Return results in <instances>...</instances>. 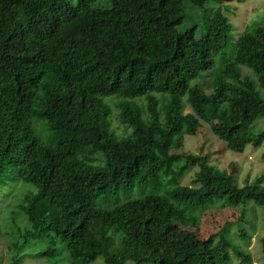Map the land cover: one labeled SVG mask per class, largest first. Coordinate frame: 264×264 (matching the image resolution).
Instances as JSON below:
<instances>
[{"label": "trees", "instance_id": "obj_1", "mask_svg": "<svg viewBox=\"0 0 264 264\" xmlns=\"http://www.w3.org/2000/svg\"><path fill=\"white\" fill-rule=\"evenodd\" d=\"M171 1L0 0V183L9 176L32 187L18 208L38 262L255 264L230 227L251 241L247 216L264 209V174L241 183L236 167L178 154L174 139L208 128L238 154L263 145L264 131L252 128L264 117V24L233 33L211 3L182 0L171 17ZM188 11L205 13L202 24L180 31L171 50L150 45ZM113 109L131 134H117ZM180 159L199 168L191 184L153 191ZM232 211L237 218L223 227ZM212 214L218 225L198 237ZM164 231L189 234L195 245L164 248L154 240ZM260 241L264 251V234Z\"/></svg>", "mask_w": 264, "mask_h": 264}, {"label": "rangeland", "instance_id": "obj_2", "mask_svg": "<svg viewBox=\"0 0 264 264\" xmlns=\"http://www.w3.org/2000/svg\"><path fill=\"white\" fill-rule=\"evenodd\" d=\"M74 2L76 0H73ZM182 0H172L170 3V16L177 17L179 15L178 5H180ZM201 4L211 3V7H215L222 13L226 19L231 23L234 32H242L247 28H253L257 25L264 24V0H247L245 3H226L219 4L220 0H199ZM186 20L182 26L174 30L163 31L150 38V45L153 48L167 49L171 50L175 39L180 31L189 27L194 22H198L200 25L203 22V16L205 13L199 11L191 12L188 11L186 14ZM209 18L211 14L207 15ZM116 40H122L127 42L128 36L122 32L116 33ZM213 46L219 49L221 41L215 34V27L211 28V38ZM243 71L246 73L253 72L243 67ZM199 83L200 80L194 83ZM208 89V87H206ZM260 93L264 99V91L260 90ZM109 101V99H108ZM139 103H144V99H136ZM142 106V105H140ZM111 121L113 123V128L117 131L119 136H127L131 134V129L127 125H123L119 121L118 111L113 109ZM42 130L41 128H39ZM253 133L255 135L260 134L264 131V117L258 119L253 125ZM205 131V130H204ZM45 133H43L44 135ZM203 135L204 136L203 138ZM207 139V141H206ZM175 143L178 144V154L191 153L200 154L202 156L208 154L211 155V163L219 166L220 169L230 170L233 167L237 168L239 173V179L241 183L249 179V182L256 181V178L264 174V143L261 147H255L253 145H248L244 152L241 154L235 153L225 147V143L218 139L208 128L206 132L200 134L199 136H188L181 135L174 139ZM223 152L222 154L217 153L218 151ZM252 157V159L250 158ZM173 165L171 169L165 168L162 178H160L159 183L153 189V191L159 193L170 194L171 191L177 186H187L190 185L195 177V173L198 171L196 168L185 167L186 162L180 159ZM7 172V170H6ZM8 173V172H7ZM32 188L29 183L12 179L9 176L1 177L0 183V264H11L13 259L22 260V264H43L38 262L32 255H35L38 251L36 245H32L30 240H28L24 234L27 228H22L26 224L27 217L18 208L22 204L25 195L28 190ZM182 208L186 209L188 213L196 215L198 218L201 216L200 209L195 206H188L186 204H179ZM256 216L253 217V213H249V219L254 225V230L250 231L252 236L251 241L248 240L244 243L238 237L237 229L235 226L230 227V239L236 241L235 245L239 250L252 255L255 264H262L264 261V251L262 249L261 241L264 234V209L259 208L256 212ZM237 213L232 211L225 216L222 221V226L235 218ZM237 218V216H236ZM235 218V219H236ZM218 219L214 218L213 214L208 216L205 215L202 222V230L197 233V236L206 239L209 234L212 233L211 229L217 224ZM227 225V224H226ZM225 225V226H226ZM180 233H172L164 231L163 233H157L154 236V240L164 248H169L171 245L178 244L180 246H191L195 245L193 238L189 234H185L182 231ZM240 246V247H239ZM31 247V248H29ZM63 264H70L69 261ZM92 264H103V259L99 258ZM133 264V263H128Z\"/></svg>", "mask_w": 264, "mask_h": 264}, {"label": "clouds", "instance_id": "obj_3", "mask_svg": "<svg viewBox=\"0 0 264 264\" xmlns=\"http://www.w3.org/2000/svg\"><path fill=\"white\" fill-rule=\"evenodd\" d=\"M252 159V157H250Z\"/></svg>", "mask_w": 264, "mask_h": 264}]
</instances>
